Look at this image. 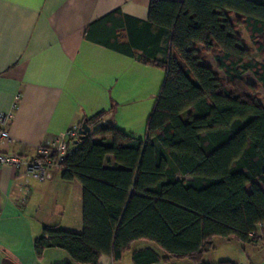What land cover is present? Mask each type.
I'll use <instances>...</instances> for the list:
<instances>
[{
	"label": "trees",
	"instance_id": "1",
	"mask_svg": "<svg viewBox=\"0 0 264 264\" xmlns=\"http://www.w3.org/2000/svg\"><path fill=\"white\" fill-rule=\"evenodd\" d=\"M119 12L92 23L87 37L129 54L132 46L163 50L159 44L168 39L166 59H143L165 70L146 136L103 123L104 110L85 118L93 132L59 165L64 180L82 184L83 229L45 227L35 249L57 247L74 263L99 264L102 254L119 260L146 239L167 253L165 260L213 264L203 254L216 236L253 243L250 233L264 222V104L258 86L243 77L253 72L264 88V62L250 56L230 18L264 52V1L151 0L148 20L135 37L129 31L128 41L116 35L124 28L114 20ZM199 48L226 78L202 62ZM161 259L151 247L132 253L134 264Z\"/></svg>",
	"mask_w": 264,
	"mask_h": 264
},
{
	"label": "crops",
	"instance_id": "2",
	"mask_svg": "<svg viewBox=\"0 0 264 264\" xmlns=\"http://www.w3.org/2000/svg\"><path fill=\"white\" fill-rule=\"evenodd\" d=\"M150 1L0 0V115L13 111L11 140L1 142L3 151L34 155L103 110V123L145 138L165 70L143 59H166L168 39L159 44L163 50L132 46L129 54L89 39L86 31L120 10L114 20L124 28L116 35L128 41L129 31L135 37L148 20ZM94 28L97 36L100 29ZM199 55L215 70L216 61L204 60L213 56L201 48ZM45 227L82 231L81 182L64 180L56 167L46 181L26 183L15 167H0V264H77L61 248L36 251L35 239ZM137 249L142 248L130 258ZM124 256L102 254L99 264H122Z\"/></svg>",
	"mask_w": 264,
	"mask_h": 264
},
{
	"label": "rangeland",
	"instance_id": "3",
	"mask_svg": "<svg viewBox=\"0 0 264 264\" xmlns=\"http://www.w3.org/2000/svg\"><path fill=\"white\" fill-rule=\"evenodd\" d=\"M230 18L236 22V34L241 38L243 45L248 48L250 56L259 61L264 62V52L260 51L257 46L253 43L250 33L245 27L244 24H240L236 21L234 14L230 15ZM213 56L212 54H209ZM205 62H213L214 59H204ZM216 74L220 78H226V75L222 70L215 66ZM244 79L248 83L255 84L259 88L260 100L264 104V88L256 78L253 72H247L244 76ZM192 111L189 110L184 114V117L187 118ZM109 159H113L111 155H108L106 162L109 166L113 165ZM246 188L250 190V185H247ZM264 188V187H263ZM212 247L209 251L203 254V261L209 263H219L221 261H234L238 264H264V246L255 245L253 243H243L235 238H225L216 236L212 241ZM151 247L156 250L160 257L162 258L160 262L156 264H192V262L187 258H169L165 260L163 257L167 256V253L160 248L155 242L142 239L135 242L132 249L127 250L124 253V259L122 264H133L131 257V252L135 248H144Z\"/></svg>",
	"mask_w": 264,
	"mask_h": 264
},
{
	"label": "built area",
	"instance_id": "4",
	"mask_svg": "<svg viewBox=\"0 0 264 264\" xmlns=\"http://www.w3.org/2000/svg\"><path fill=\"white\" fill-rule=\"evenodd\" d=\"M12 118L13 111L0 115V167L3 165L15 167L26 183L31 179L46 181L50 173L59 167L65 157L76 149L74 140L79 138L81 126L79 124L70 126L64 136L57 137L49 145L40 146L34 155H27L6 152L1 148L3 140H11L7 125ZM249 236L253 244L264 246V222L258 223L256 229Z\"/></svg>",
	"mask_w": 264,
	"mask_h": 264
},
{
	"label": "water",
	"instance_id": "5",
	"mask_svg": "<svg viewBox=\"0 0 264 264\" xmlns=\"http://www.w3.org/2000/svg\"><path fill=\"white\" fill-rule=\"evenodd\" d=\"M91 127L84 121L79 130V138L74 140L75 144H78L81 140H83L88 134L92 133Z\"/></svg>",
	"mask_w": 264,
	"mask_h": 264
}]
</instances>
